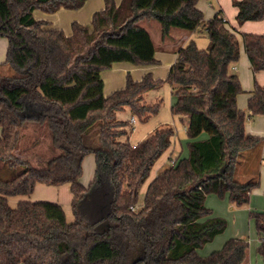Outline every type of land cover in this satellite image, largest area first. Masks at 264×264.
Instances as JSON below:
<instances>
[{
  "label": "trees",
  "instance_id": "1",
  "mask_svg": "<svg viewBox=\"0 0 264 264\" xmlns=\"http://www.w3.org/2000/svg\"><path fill=\"white\" fill-rule=\"evenodd\" d=\"M87 1L0 0V37L8 40L5 64L16 72L0 73V264H245V239H231L207 256L199 253L227 228L206 206L208 196L228 194L231 204L243 207L260 185L235 178L240 156L264 142L247 132V112L237 105L243 88L230 70L241 56L237 31L221 10L206 20L200 0H122L120 5L104 0L89 25L75 21L69 34L34 16L77 11ZM234 6L239 25L264 20V0L234 1ZM143 20L158 22L163 43L175 28L202 29L209 46L201 49L192 41L177 50L166 78L149 72L136 80L128 73L125 86L106 96L102 73L115 64L159 63L150 33L138 25ZM241 37L253 73L264 71V34ZM165 83L176 98L172 113L187 118L188 155L161 172L141 199L142 186L176 131L159 128L133 145L121 140L129 123L118 120L117 112L129 108L140 120L149 119L161 102L147 104L145 95ZM247 110L264 117V86L255 84ZM30 123L45 126L61 152L44 166L17 154ZM203 133L208 137L198 140ZM90 154L95 173L84 185L83 162ZM20 166V173L10 174ZM38 184H70L73 221L56 202L10 206L9 198L30 196ZM250 216L264 262V212Z\"/></svg>",
  "mask_w": 264,
  "mask_h": 264
},
{
  "label": "rangeland",
  "instance_id": "2",
  "mask_svg": "<svg viewBox=\"0 0 264 264\" xmlns=\"http://www.w3.org/2000/svg\"><path fill=\"white\" fill-rule=\"evenodd\" d=\"M214 1V0H212ZM212 1H209V6L216 7ZM215 8V10H216ZM223 12V11H222ZM45 14L42 11H36L35 17H39ZM54 17V16H52ZM51 26L57 27L56 20H51ZM139 26L145 28L151 35L152 40L156 47V53L158 56H172L177 57L176 52L180 47L187 46L190 42L196 41L198 47L201 49H207L210 43L209 37L205 30H199L195 33H190L181 29H173L170 39L163 44L160 41V26L155 20H143L138 23ZM59 26V25H58ZM91 26V25H90ZM71 29L67 31L69 34ZM189 36V39H187ZM187 39V40H186ZM8 47L7 38L0 37V54L2 58H6ZM3 61V62H4ZM129 64L135 68L140 67H152L156 68L157 73L161 72V75L156 76L157 78H166L170 67L168 69L161 63L157 66H135L131 63ZM118 65H121V63ZM122 66L115 65L113 71L118 70ZM167 70V72H166ZM239 70V69H238ZM110 73L109 71H107ZM127 72V70H126ZM129 72V70H128ZM136 79L135 70L130 71ZM251 72V71H250ZM0 73L4 77L15 76L16 72L10 68L9 65L0 62ZM233 74L239 77V74L243 78L248 75L242 71L232 70ZM252 73V72H251ZM118 74V73H117ZM125 74V73H124ZM126 75V74H125ZM145 74L139 77L141 79ZM126 76H124V86ZM136 79V80H139ZM117 90V89H116ZM115 91V90H114ZM113 92V91H112ZM107 94L106 96L110 95ZM248 90L244 91L241 97L242 106L243 102L249 96ZM173 94V87L165 83L161 88L148 92L145 95V102L147 104H155L161 102V108L159 112L152 115L147 120H140L138 117L132 115L129 108H125L123 111L117 112V119L128 122V136L123 137L121 140L129 141L131 144L139 143L152 134L156 129L173 127L176 131L175 138L173 139V144L171 148L156 162L153 167L149 178L146 183L142 186L140 193L141 199L144 198V194L147 190L148 185L165 169L171 165V159L178 156L179 151L183 149L180 155V159L187 157L188 155V136H187V120L186 117L176 116L172 113L171 109L173 103H175L176 98ZM241 108V107H240ZM247 112L246 125L248 130H252L253 135L261 136L264 138V117L262 116H251L247 109L243 108ZM132 118L136 119V123L132 124ZM183 119V120H182ZM29 126L24 131L23 138L21 140L17 154L20 158L27 159L36 166H44L48 161L52 160L55 156L60 155L61 152L57 150L53 144L51 136L45 126H41L36 123H30ZM98 126L92 130V135L95 134L97 137ZM1 130V129H0ZM207 133H203L198 140L207 138ZM176 148V149H175ZM164 167V168H163ZM163 168V169H162ZM22 167H17L10 171V174L15 175L20 173ZM95 172V157L94 154H90L85 158L83 166V175L81 181L85 185H89L94 177ZM236 180L240 182H251L259 181L260 185L258 188L254 189L251 193L250 204L243 207H238L230 203L229 195L227 194L224 198H220L217 195H210L206 199V206L211 209L213 217H221L227 221V228L221 235L217 236L213 242L207 244L202 248L199 253L202 256H207L215 251H219L223 248L225 243L231 239H245L249 241V249L247 251V258L245 264H264L263 258L258 254V249L260 246L259 236L256 229L255 220L251 218L252 212H264V142L259 148L244 152L240 156L235 173ZM22 201H48L56 202L63 206L68 220H73L74 216L71 209L72 195L70 190V184L63 185L61 187L47 186L44 184H39L34 194L30 196L21 197H11L9 198V204L13 208L17 207L18 203Z\"/></svg>",
  "mask_w": 264,
  "mask_h": 264
},
{
  "label": "crops",
  "instance_id": "3",
  "mask_svg": "<svg viewBox=\"0 0 264 264\" xmlns=\"http://www.w3.org/2000/svg\"><path fill=\"white\" fill-rule=\"evenodd\" d=\"M209 1L210 0H200L198 2V8L200 10H202V12L204 13L205 19L209 20V19L213 18L214 15L219 10H221V11H223V15H224L225 19L228 21V26L232 29H235L238 33L237 36H238L239 41H240L241 56H240V60L237 63L233 64L232 67L230 68V70H231V73H232V70H236V71H242V73L245 72V74L248 75V78L247 77L243 78V76H241V74H239V79H240L241 84H242L243 92L248 90V92L250 93L249 96L246 98V101L243 102V106L241 104L242 103L241 97L239 98V96L241 94L237 98L238 107L239 108L241 107L240 109L244 111L243 108L247 109L248 99L251 95V92L254 90L255 84L257 83L261 86H264V71L257 73V74L253 73L248 55L246 54L245 49H244V44H243V39L241 37V34H244V33L264 34V20L259 21V22H246L242 25H239L237 22V19H236L237 14H238V9L234 6V1H240V0H214V1L211 0L215 6H218V9L216 7L210 8ZM121 2H122V0H116L117 5H120ZM103 8H104V0H88L87 3L85 4V6L80 10H77V11L60 10L59 12H57L55 14L45 13V14H42L41 16L35 17V18L38 20H47L50 23H52L51 20H56V23H57L56 28L63 29L67 33V31H69V28L71 29L72 23L75 21L79 22L81 24H84V25H89L91 23L93 14L95 12L103 9ZM215 8H216V10H215ZM52 16H54V17H52ZM70 33H71V31H70ZM190 33L192 34L195 32H190ZM187 39H189V36H187ZM160 41H161V36H160ZM166 42H164V43L162 42V43L165 44ZM194 42L196 43V41H194ZM6 55H7V53H6ZM156 58L159 61V63H157L155 65H141V66H157L158 64L164 63L163 65L164 66L166 65L164 68L168 69L169 67L171 68V66L175 63L177 57L164 55L160 59V57L156 53ZM3 61H4V58H2V54H0V62H2L3 64H5L6 58H5V61L4 62ZM115 65L122 66V67H120L118 70L112 72ZM115 65L113 66V68L111 70H108L110 73H108L107 71L102 73L104 83H105V87H104V94L105 95L112 93V91H114L116 89L123 88L124 87V79L123 78L128 73H130L132 75V73L130 71L135 70V73L137 75L136 79H139L140 76H142L143 74H147L149 72L153 73L154 76L155 75L156 76L161 75V72L157 73L156 68H152V67H140V68L137 67V68H135L129 64H122V63H121V65H118V63ZM126 70H127V72H126ZM128 70H129V72H128ZM166 72H167V70H166ZM132 77H133V75H132ZM186 120H187V118H186ZM246 130L250 134L254 133L252 130H248L247 125H246ZM136 144L137 143H135L133 145H136ZM182 152H183V149L179 151V154H178V156H176V158L171 159V162L179 159ZM84 162H85V160H84ZM84 162H83V166H84ZM37 186H36V189H37ZM59 187H61V186H59ZM67 220H68V217H67ZM68 221L71 222L73 220H71V221L68 220Z\"/></svg>",
  "mask_w": 264,
  "mask_h": 264
},
{
  "label": "built area",
  "instance_id": "4",
  "mask_svg": "<svg viewBox=\"0 0 264 264\" xmlns=\"http://www.w3.org/2000/svg\"><path fill=\"white\" fill-rule=\"evenodd\" d=\"M136 123V119L135 118H132V124H135ZM135 147V146H134ZM134 210V209H133Z\"/></svg>",
  "mask_w": 264,
  "mask_h": 264
}]
</instances>
